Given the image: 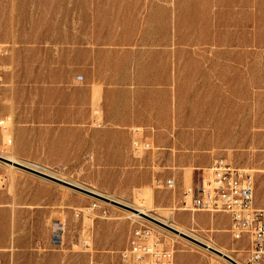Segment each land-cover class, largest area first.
I'll return each mask as SVG.
<instances>
[{"label":"rangeland","instance_id":"1","mask_svg":"<svg viewBox=\"0 0 264 264\" xmlns=\"http://www.w3.org/2000/svg\"><path fill=\"white\" fill-rule=\"evenodd\" d=\"M0 42L11 45L3 57L8 86L2 106L12 117L11 130H0V156H14L26 166L38 165L35 169L144 209L246 263L249 244L233 241L226 214L183 211V197L158 204L153 182L128 192L132 176L118 180L93 172L94 167L86 170L83 165L95 160L83 153L79 159L77 151L62 167L47 158L51 133L46 125L39 137L30 126L35 118L79 120L87 133L86 140L69 135L75 149L88 142V130L121 131L125 144L142 129L153 152L172 148L184 160L214 159L204 169L192 165L194 177L186 190L215 163H230L253 176L255 205L264 208V0H0ZM113 110L143 121L106 126ZM37 182L54 188L57 201L48 220L36 222V213L30 218L21 212L41 208H0L9 210L0 215V234H50L49 252L60 264H122L121 251L139 226L151 227L172 248L174 264L220 261L133 212L0 161L1 198L25 196L39 188ZM93 203L99 204L97 210L76 217ZM60 216L66 229L57 244ZM109 245L119 247L105 252Z\"/></svg>","mask_w":264,"mask_h":264},{"label":"crops","instance_id":"2","mask_svg":"<svg viewBox=\"0 0 264 264\" xmlns=\"http://www.w3.org/2000/svg\"><path fill=\"white\" fill-rule=\"evenodd\" d=\"M0 43L5 44L8 47L11 46L7 43ZM0 62L5 71L6 85L4 88H6V86H8L7 71L3 57L0 59ZM1 92L4 100L3 91ZM1 109L2 112L5 113L3 106H1ZM42 121L43 120L39 118L33 119L31 124L33 126H30V132L34 133L35 131V135L39 137L42 133H45V129H42L41 125H46L45 128L48 131L47 133H51L50 142L46 144V148H44L47 153L51 152V156L47 155V158H51L53 162L61 164L62 167L69 166L70 158L74 157L72 154L77 151V158L81 159L80 155L83 153L84 158L88 155L90 157L92 156L95 160L94 163H90L87 166H85V164L83 165L84 168L86 167V170H90L94 167L93 172L116 175L118 180L122 177L125 179L127 176H129L127 178L131 180L130 176H132L134 184H132L129 190H127L128 192L149 186L150 183L153 182L154 177H158L161 180H174L176 187L173 191L157 190L159 193H157V196L154 197H157L156 200L158 204L162 202L169 203L173 200L180 201L182 200V197L184 198L187 180L192 181L194 177V172H192L193 169L191 168L192 165H195V168H205L210 167L214 163V159L184 160L179 156H176L175 153L177 152L172 148V153L163 152L164 149L162 150V148H158L156 152H149L145 156L147 158L146 160H143V158L137 160L133 157L131 151L132 139L134 137L133 134L131 136L130 143L128 138L125 141V144H123L124 134H122L121 131L114 129L88 130V133L90 134L88 142L84 144L81 143V145L77 146V149H75L72 145H70L69 135L77 134L79 138L82 136L83 140H86L84 137H86L87 133L85 129L80 128L81 126L79 120H70L66 115H62L61 119H53V121L46 120L45 122ZM105 121L106 126L119 128L139 125V123H142L143 120H135L122 115L120 111L113 110ZM195 122L197 123V121ZM246 124L248 123H245V125ZM70 126H73L74 128L71 129ZM49 128L52 130H49ZM54 133L57 139L56 141L53 140ZM33 140L34 138L31 136L30 143L32 146L34 144ZM79 142H81V140ZM36 143L37 148L40 150L42 145L40 142ZM121 145L123 147H121ZM142 164L145 169L141 168ZM35 166L39 167L38 165ZM186 170L188 171L186 172ZM37 184L39 188L27 191L25 196H20L19 198L13 200L0 197V208H9L12 206L41 208L32 211L23 210L21 212L23 214H28L29 216H31L32 213H36V222H44L48 220L51 213L49 208H51V206H53L57 201L53 193L54 188L46 184H39L38 182ZM23 187L24 186L21 184L22 190L27 188V186L26 188ZM166 192H169V194ZM165 196H167V199L164 200ZM7 212H9V210L0 209V215L6 214ZM30 218H32V216ZM41 236L42 240H40ZM49 237L50 234H0V262L2 264H60V262L55 261V254L49 252L51 251ZM13 241L15 244L14 248L12 246ZM118 247L119 245H109L104 246L103 250L105 252H110L116 250Z\"/></svg>","mask_w":264,"mask_h":264},{"label":"built area","instance_id":"3","mask_svg":"<svg viewBox=\"0 0 264 264\" xmlns=\"http://www.w3.org/2000/svg\"><path fill=\"white\" fill-rule=\"evenodd\" d=\"M9 51V47L0 43V59ZM5 71L0 62V130H11L12 117L3 114L2 89L5 87ZM132 139V155L142 159L153 150V143L144 135L142 129H136ZM11 143V140H9ZM157 190H171L176 187L172 179L153 181ZM255 181L244 169L231 164L217 162L203 171L202 179L184 192L182 210L194 213H224L231 220L234 242L247 240L248 258L245 264H264V208L255 205ZM99 208L98 203L76 213L79 218ZM106 213V212H105ZM66 222L60 216L54 241L62 244L65 238ZM220 258V257H219ZM175 253L172 248L161 242L158 235L149 226L135 228L128 240L127 247L121 251L122 264H174ZM231 259V258H230ZM0 264H2L0 262ZM95 264H102L96 262ZM217 264H239L233 259L220 258Z\"/></svg>","mask_w":264,"mask_h":264},{"label":"water","instance_id":"4","mask_svg":"<svg viewBox=\"0 0 264 264\" xmlns=\"http://www.w3.org/2000/svg\"><path fill=\"white\" fill-rule=\"evenodd\" d=\"M0 161L1 162H4V163H7L9 165H13L15 167H18L20 169H23V170H25V171H27L29 173H32L34 175H37V176H39L41 178H44L46 180H49V181H52V182L61 184L63 186H66L68 188H71L73 190H76L78 192H81V193L86 194L88 196H91L93 198H96V199H99L101 201H105V202L114 204V205H116L118 207L124 208V209H126L128 211H131L133 213L139 214L141 217H143V218H145V219H147V220H149V221H151V222H153V223H155V224H157V225H159V226H161V227H163V228H165V229H167V230H169V231H171V232H173L175 234H179L182 237L186 238L187 240H189V241H191V242H193V243H195V244H197V245H199V246H201V247H203L205 249H209L210 251H213V252H215V253H217L219 255H222L216 249H214L212 247H209L207 244H205V243H203V242H201V241H199V240H197V239H195V238H193V237H191V236H189V235H187L185 233L179 232L177 229L169 226L168 224H165L164 222H162V221H160V220H158V219H156V218H154V217H152V216H150L148 214L142 213L138 209H135V208H133L131 206H128L126 204H123V203H121V202H119L117 200H114V199H111L109 197H106V196H104V195H102V194H100V193H98V192H96L94 190H91V189H88V188L79 186L77 184H74V183H71V182H68V181H65V180H62L60 178L54 177V176H52L50 174H47V173H45L43 171H40L38 169H35L33 167L26 166V165H24L22 163L13 162L12 160H9V159H7L5 157H2V156H0ZM226 258L229 259V260H231L227 256H226Z\"/></svg>","mask_w":264,"mask_h":264},{"label":"bare ground","instance_id":"5","mask_svg":"<svg viewBox=\"0 0 264 264\" xmlns=\"http://www.w3.org/2000/svg\"><path fill=\"white\" fill-rule=\"evenodd\" d=\"M11 143H12V141H11ZM9 160H12L13 162H18L19 163V161L14 157V156H10L9 158H8ZM11 167H14L13 165H10ZM34 168H37V166H35V165H32ZM99 200V199H98ZM140 212H142V213H145V214H148V215H150L149 213H147L144 209H138ZM131 212V211H130ZM133 214V216H135V217H138V218H143V217H141L139 214H136V213H132ZM151 216V215H150ZM145 219V218H144ZM157 219V218H156ZM147 220V219H146ZM149 221V220H148ZM160 221H162V222H164L165 224H168L169 226H171V227H173V228H175V229H177L179 232H181V233H185L186 234V232H184L183 230H181V229H179L177 226H175V225H173V224H170V223H168V222H166V221H163V220H160ZM151 222V221H150ZM153 223V222H152ZM155 224V223H154ZM157 225V224H156ZM159 226V225H158ZM161 227V226H160ZM163 228V227H162ZM177 235H179V234H177ZM188 235V234H187ZM179 236H181V235H179ZM190 236V235H189ZM192 237V236H191ZM196 239V238H195ZM198 240V239H197ZM205 244H207L209 247H212V248H214V249H216L217 251H219L222 255H219V254H217V253H215V252H213V251H211L212 253H214V254H217L218 255V257H220V258H226V256L227 255H225V254H223L222 253V251L221 250H219V249H217V248H215L212 244H210V243H205ZM199 246V245H198ZM203 248V247H202ZM205 249V248H204ZM207 250H209V249H207ZM210 251V250H209ZM227 257H229V256H227ZM229 258H231V259H233L234 261H236L237 263H239V264H245L244 262H241V261H239V260H237V259H235V258H233L232 256H230Z\"/></svg>","mask_w":264,"mask_h":264}]
</instances>
